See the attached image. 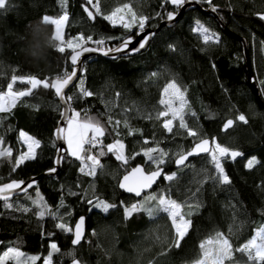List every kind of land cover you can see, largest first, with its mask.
Segmentation results:
<instances>
[{
	"label": "trees",
	"instance_id": "trees-1",
	"mask_svg": "<svg viewBox=\"0 0 264 264\" xmlns=\"http://www.w3.org/2000/svg\"><path fill=\"white\" fill-rule=\"evenodd\" d=\"M195 1L205 8L210 7L207 0ZM118 2H132L138 14L148 16L145 28H155L168 12L179 8L165 0H139L138 3L135 0H101L103 14L92 20L84 11L85 0H67L69 19L64 28L65 39L83 33L92 35L94 40L105 39L104 47L110 48L125 37L133 36L139 30L137 26L125 30L103 18ZM212 4L222 23L245 39L249 69L259 95L256 96L247 84L248 69L241 41L226 34L215 18L198 8L186 11L173 26H162L149 46L138 54L115 60L101 56L88 59L80 78L65 94L66 98L73 97L68 103L71 115L75 111L81 113L80 119L85 113L99 119L106 128L103 144L121 139L125 155L134 156V159L130 158L124 165L114 153H107L100 157L103 171L98 169L96 176L90 177L81 174L80 161L66 153L60 172L40 179L28 195L33 197L38 188L46 203L53 197L54 202L47 203L49 208L58 209L63 222L70 227L78 217L84 216V239L74 246L72 234L56 227L60 221L48 215L37 216L24 194L9 201L15 205L13 208L0 202V253L8 246H19L22 251L37 254L40 259L35 264H42L54 241L60 251L53 254L52 264H72L73 255L81 264H191L201 256V241L216 232L229 236L235 249L264 225V106L261 104L264 102V83H261L264 81V45L261 44L264 20L257 16L258 12H264V0H212ZM45 14H62L59 0H10L9 9L0 11V91L7 90L12 75H35L51 80L65 70L71 71L70 49L60 53L57 48H49L46 59L39 64L23 52L24 47L31 45L30 36L28 41L24 39L34 30L29 28L31 22L42 19ZM197 20L219 36V43H204L193 31ZM48 28L54 32L53 25L48 24ZM87 45L96 47L93 43ZM169 45L174 47L169 48ZM152 73L158 75L153 77ZM173 78L187 90L189 107L185 111V122L198 133V138L215 139L222 146L244 153L235 160L225 158L222 161L230 184L208 178L216 175L208 155L191 158L187 167L174 166L176 154L187 152L198 138L188 136L186 129L179 128L178 121H174L173 132L169 133L162 126L163 118H155L157 112L164 110L159 103L162 89ZM81 79L93 96L84 97L79 93L77 84ZM26 87L17 82L14 90ZM60 111L61 105L54 92L40 86L30 96L20 98L10 113H0V136L13 148V162L18 150H24L18 140L20 130L41 141L36 159L26 161L15 172H11L12 162L0 158V177L5 182L26 179L53 166L56 151L53 131ZM241 113L246 116L247 124L236 121L226 131L222 130L227 119L235 120ZM109 115L114 121L122 122L115 131L114 125L108 124ZM148 115L153 118L147 119ZM125 119L131 128L140 132L129 135L123 126ZM145 139L149 141L147 145ZM157 145L169 153L163 165L164 173L177 172L178 175L174 181L162 177L149 192L166 191L178 202L200 205L193 209L190 217L186 216L192 224L180 247L173 246L175 231L167 214L149 217L140 212L128 219L124 216V205L141 198L120 191L119 179L137 164H142L145 170H154L142 149ZM98 151L96 148L92 153ZM251 156H256L261 163L248 169L245 164ZM193 193L196 194L194 199ZM93 198L116 207L104 212L93 207L96 201L87 204ZM61 199L63 207H60ZM21 205L33 210H17L16 206ZM187 210L185 208V212ZM226 264L251 262L246 254L234 251L233 260Z\"/></svg>",
	"mask_w": 264,
	"mask_h": 264
},
{
	"label": "snow or ice",
	"instance_id": "snow-or-ice-1",
	"mask_svg": "<svg viewBox=\"0 0 264 264\" xmlns=\"http://www.w3.org/2000/svg\"><path fill=\"white\" fill-rule=\"evenodd\" d=\"M139 2V0H135ZM169 2V0H165ZM173 5L180 7L185 4L186 0H170ZM62 14L58 16L43 15L42 21L46 24L54 25V32L52 33V39L56 41V48L60 53H64L66 49L71 50L70 65L71 71L65 70L62 75L55 76L54 79H39L35 75H12L10 82L7 84L6 91H0V113H10L13 108L16 107L17 102L22 97L30 96L34 89L42 86L45 89H53L55 95L67 105L73 97L69 96L65 98L64 90L77 78V66L80 63L81 56L87 52H103L104 55H108L111 52H121L128 48V44L131 43V37L125 39L120 45L115 48H105V39L94 40L92 35L85 36L80 33L70 39H65L64 28L68 22L69 14L67 9V0H59ZM207 3L211 6L212 11H217L215 5L212 4V0H207ZM10 7V0H0V11H7ZM84 11L89 19H96V16L102 15L101 0H85ZM159 15V13H157ZM176 13L168 12L167 18L169 20L174 19ZM257 16L264 20V12H258ZM103 18L109 21L113 26L121 25L125 30H131L134 26H137L141 32L144 31L146 22L149 20L148 16L138 14L133 8L132 2L117 3L108 14L103 15ZM198 33L204 43H219V36L212 32L209 28L205 27L199 20L196 21V27L193 29ZM93 43L96 47H87L86 45ZM147 39H144L139 48L130 49V51H139L145 47ZM264 45V41H261ZM173 45H169V48H173ZM264 50V49H262ZM215 67V65H213ZM157 73H152V76H157ZM20 82L27 85L22 91H14V85ZM261 83H264L262 81ZM186 88H183L175 78L171 79L162 89V98L160 99V105L164 106L163 111H159L156 114V119L163 118V128L171 133L173 132L174 121L179 122V128L186 129L187 135L198 138V133L190 128L185 122V111L188 109V101L185 93ZM79 93L84 97L93 96L94 93L84 87V81L81 79ZM119 95V94H117ZM194 116L195 113H192ZM62 116L67 120V127H58L56 129V138L63 139L67 143L68 147L65 150L70 156L78 159L81 163L79 169L81 174L86 176L95 177L98 169L103 171V165L100 163V157H103L107 153H114L115 158L126 165L130 158L125 155V144L121 139H115L113 143L104 145L102 138L106 134V128L101 121L95 117H91L85 113L83 119H80L81 113L73 112L72 115H68V108L62 113ZM147 119H152L151 115L146 116ZM236 121L247 124L246 116L241 113L235 120L227 119L223 127L225 130L234 125ZM120 120H113L112 116L108 117V124L114 125L113 131L121 125ZM124 128L128 129V134L139 133V129H133L129 125L127 119L123 121ZM119 136V132H116ZM18 140L26 145V151L18 150V155L13 158V148L6 144L4 137L0 136V158H6L12 162L11 172H15L26 161L36 159V149L40 147L41 141L36 139L24 130L19 131ZM147 139L144 140V144H148ZM55 146V145H54ZM87 146V147H86ZM99 148V151L95 154L92 153L93 149ZM142 154L147 158V161L154 165V170L145 171V169L137 165L131 168L126 175L123 176L122 181L119 183L121 189L126 190L128 193L135 194L136 197H141L140 200L131 203L130 205H124L125 219L132 217L134 213L144 212L149 217H156L159 213L167 214L171 221V226L175 231L173 238V246L180 247L181 241L188 234V230L191 227L192 221L190 217L193 209L200 207L199 203L192 205L187 201L178 202L171 198L170 193L166 191L148 192L152 186L157 182V179L163 176L168 181H174L177 178L178 173L172 172L165 174L163 171V165L166 163V157L169 153L158 145L156 147H146L142 149ZM207 154L210 159V163L214 166L216 175L208 177L214 179L221 184H230L231 180L225 171L222 161L225 158L235 160L237 157L244 156V153L230 149L229 147L222 146L213 139L211 142L207 138H198V142L194 147L187 152H179L176 154L175 164L178 167H187L186 161L189 157ZM140 155V153H136ZM59 162V161H57ZM261 161L256 156H251L247 159L245 167L253 169L254 166L259 165ZM56 169H49V172H55ZM11 175V173H10ZM35 181H25L23 179H10L8 182L4 181L3 177H0V200L4 201V206L7 208H13L15 205L10 203V199L17 191L25 194L31 201L32 206L36 209V215L40 218L46 215L52 216L57 219L56 227L69 233L74 234L72 240L73 245H78L83 238V225L84 217L81 216L75 224L73 229L67 223L63 222V217L59 214V210L53 211L49 208L44 201V197L37 188L35 192V198L28 195V189H31L35 185ZM199 191V189H197ZM75 195V193H72ZM193 193L192 198H195ZM92 204V200L87 201ZM123 205V202H121ZM64 206L63 199H61L60 207ZM19 211H32V208L25 206H16ZM95 207L101 208L104 212H107L110 208H115V204L108 203L104 200L97 198ZM187 208V212H185ZM70 215V213H69ZM231 232V229H229ZM201 249V256L194 264H226V262L233 260V253L240 252L247 256V259L251 264H264V226L256 229L255 234L251 236L245 243L241 244L238 248H233V244L230 237L223 232H216L214 236L201 241L199 245ZM49 248L51 251L44 257L43 264H52V256L54 253L59 252L60 249L54 241L50 243ZM72 255V253H69ZM40 259L36 255H26L21 251L19 246H8L6 250L0 253V264H35ZM72 264H81V261L76 259L73 255Z\"/></svg>",
	"mask_w": 264,
	"mask_h": 264
},
{
	"label": "water",
	"instance_id": "water-1",
	"mask_svg": "<svg viewBox=\"0 0 264 264\" xmlns=\"http://www.w3.org/2000/svg\"><path fill=\"white\" fill-rule=\"evenodd\" d=\"M192 8H198L201 12H203L204 14H207V15H210L212 16L213 18L216 19V21L218 22L219 26L221 27V29L224 30V32L232 37H235L237 39H239L242 43V47H243V56H244V59H245V62H246V66H247V69H248V76H247V84L249 85L250 89L256 94V96L259 95V90H258V87L257 85L253 82V77L250 73V69H249V60H248V55H247V44H246V41L244 38L242 37H239L238 35H235L233 32H231L223 23L222 21L219 19V17L217 16L216 14V11H212V8L211 6L210 7H203L201 6L198 2H196L195 0H186L185 4L180 6L178 8L177 11H175L176 15L174 17V19L172 20H169L167 17L164 19V20H161L158 24V26H156L155 28H152V27H148V28H145L143 32H141L140 30H138L133 36H128V37H125L124 39H122L119 43H117L116 45L110 47V48H115L117 47L118 45H120L125 39L131 37V43L128 44V48H126L124 51H121V52H111L109 53L108 55H104L103 52H87V53H84L82 56H81V60H80V63L78 64L77 66V72H78V76L77 78H74L73 82L67 87L65 88L64 90V95L66 94V92L72 88L76 82L78 81V79L80 78V75L82 73V69H83V66L85 64V62L92 58V57H95V56H101L103 58H106V59H110V60H115L119 57H125V56H132V55H135V54H138L142 51H144L148 46L149 44L151 43L153 37L155 36V33L162 27V26H167V27H170V26H173L175 23H177L182 17L183 15L185 14L186 11H188L189 9H192ZM144 39H147V43L145 44V47L141 48L139 51H130V49H135V48H139V45L140 43L144 40ZM87 47H93V46H90V45H86ZM70 56H71V52L68 56V62L70 64ZM53 92L54 90L51 89ZM55 94V93H54ZM56 96V95H55ZM57 97V96H56ZM66 98V96H65ZM57 99L59 100L60 102V105H61V111H60V117L58 119V122H57V126L55 127L54 131H53V136H54V139H55V143H56V151H55V156H54V160H53V166L49 169H52V168H55L56 171L55 172H49V169L39 173V174H36V175H32V176H29L28 178L26 179H23L25 181H35V185L33 188H35L37 185H38V182L40 179L44 178V177H49V176H54L56 174H58L61 170V166H62V162H63V159H64V156L65 154L67 153L65 150L67 149V146H66V143H65V140L63 139H57L56 138V129L58 127H66L67 125V120L62 116V113L65 111V108L67 107L68 108V115H71V107L69 104H65L64 101L60 100L58 97ZM261 104L264 106V102L261 101ZM223 131H226L224 129V127L222 128ZM209 139V138H207ZM209 141L211 142V140L209 139ZM198 141H196L192 146L191 148L188 150L190 151L194 145L197 143ZM201 155H207V154H200V155H195V156H191L188 158V160L186 161V163L191 159V158H194V157H198V156H201ZM176 159V158H175ZM59 161V162H57ZM137 165H140L144 168V166L142 164H137ZM137 165H135L134 167H136ZM174 166L176 168H180L178 167L176 164H175V160H174ZM133 168V167H132ZM145 169V168H144ZM131 170V169H130ZM128 170V171H130ZM127 171V172H128ZM146 172L148 170H145ZM150 171V170H149ZM163 171H164V168H163ZM127 172L125 174H123L120 179H119V182H118V188L120 191L124 192L125 194L127 195H131L132 197L136 198V199H139L141 197H136L135 194L133 193H128L126 190L124 189H121L119 187V183L122 181L123 179V176L127 174ZM163 176H161L160 178L157 179V182L152 186L151 189L147 190L144 194H146L147 192H149L150 190H152L157 184L158 182L160 181V179L162 178ZM19 180V179H18ZM8 182V181H7ZM32 189V188H31ZM31 189H28V192L31 190ZM24 195L22 192H19L17 191L16 193L13 194V196L11 197L14 198V197H17V196H22ZM10 199V200H11ZM93 201V203L96 201V198H93L91 199ZM0 202H4L3 200H0ZM88 205H91L87 202ZM81 217V216H80ZM78 217L75 221V223L73 224V229L75 228V224L76 222L79 220ZM84 217V216H83ZM85 233H86V227H85V217H84V225H83V238L81 239V241L84 239V236H85ZM72 234V240L74 239V234ZM71 240V242H72ZM81 243V242H80ZM74 246H77V245H74Z\"/></svg>",
	"mask_w": 264,
	"mask_h": 264
},
{
	"label": "clouds",
	"instance_id": "clouds-1",
	"mask_svg": "<svg viewBox=\"0 0 264 264\" xmlns=\"http://www.w3.org/2000/svg\"><path fill=\"white\" fill-rule=\"evenodd\" d=\"M34 29L30 31L25 41L31 37V45L23 48L26 56L33 58L34 62L39 64L46 59V53L49 48H56V41L52 39V33L49 31L48 24L42 19L33 20L30 27Z\"/></svg>",
	"mask_w": 264,
	"mask_h": 264
},
{
	"label": "rangeland",
	"instance_id": "rangeland-1",
	"mask_svg": "<svg viewBox=\"0 0 264 264\" xmlns=\"http://www.w3.org/2000/svg\"><path fill=\"white\" fill-rule=\"evenodd\" d=\"M53 27H54V25H53ZM77 87L79 88L80 87V83H78L77 84ZM14 91H22V90H14ZM161 98H162V93H161ZM163 106V105H162ZM163 108H164V106H163ZM74 112V111H73ZM66 127H67V125H66ZM66 143V142H65ZM24 146V150H22V151H26L27 149H26V145H23ZM66 146L68 147V145H67V143H66ZM19 154V153H18ZM33 198H35V194H34V196H33ZM54 198L53 197H50L49 199H48V201H47V203H49V204H51V203H53L54 202ZM45 201V200H44ZM46 202V201H45ZM48 205V204H47ZM93 207H95V204L93 205ZM95 208H98V207H95ZM101 209V208H100ZM264 226V225H263ZM256 231V230H255ZM255 231H254V233H253V235L255 234ZM22 251V250H21ZM26 255H29V256H31V255H36L37 256V254H34V253H29V252H25V251H23ZM191 264H194V262L193 263H191Z\"/></svg>",
	"mask_w": 264,
	"mask_h": 264
},
{
	"label": "crops",
	"instance_id": "crops-1",
	"mask_svg": "<svg viewBox=\"0 0 264 264\" xmlns=\"http://www.w3.org/2000/svg\"><path fill=\"white\" fill-rule=\"evenodd\" d=\"M169 2H170V0H169ZM43 264V263H42Z\"/></svg>",
	"mask_w": 264,
	"mask_h": 264
}]
</instances>
